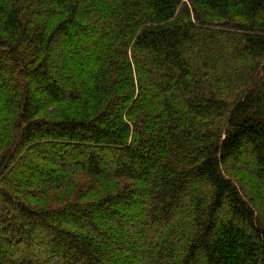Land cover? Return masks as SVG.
<instances>
[{
  "label": "trees",
  "instance_id": "trees-1",
  "mask_svg": "<svg viewBox=\"0 0 264 264\" xmlns=\"http://www.w3.org/2000/svg\"><path fill=\"white\" fill-rule=\"evenodd\" d=\"M127 201L135 254L95 219ZM0 264H264V0H0Z\"/></svg>",
  "mask_w": 264,
  "mask_h": 264
},
{
  "label": "rangeland",
  "instance_id": "rangeland-1",
  "mask_svg": "<svg viewBox=\"0 0 264 264\" xmlns=\"http://www.w3.org/2000/svg\"><path fill=\"white\" fill-rule=\"evenodd\" d=\"M92 36L89 39H84L81 42H79V46H74L72 48L73 53L71 54V60H72V64L71 66H68V68L66 70H68V72L63 71L61 75V79H63L62 81V87L66 88V89H70L73 90V88H75L74 83H70L66 77L71 76L73 72H76L78 70V67L80 65H78V61L81 58H86L87 60H92L93 56H95V54L99 51H101V49L103 48V46L106 44V42L109 41V39L112 36V32H111V28L109 27H102L101 29H97V31L91 33ZM88 44H93V48H89L87 49V45ZM75 65V66H74ZM70 70V71H69ZM75 74V73H74ZM77 77L78 74H76ZM61 107V106H65L68 107L70 105L63 103L62 105H53V104H49L47 105L48 110H57V107ZM55 116L54 114H51L49 116ZM51 116V117H52ZM89 148H87L86 146H78V147H73V146H65V147H43L41 148V145H37V146H31L28 149H26V151H29V154L31 156H33V158L36 156L38 157H44V158H48L51 160H55L57 162H59L60 165H62L61 170L63 171H67L69 169H71V167H80L81 165L85 162L86 158H87V153L89 152ZM102 159L105 160V162H107V165L109 166V157H107V155L103 154L102 155ZM19 171L18 169H16L15 175L21 177L20 173L17 172ZM40 179L38 176L35 178ZM42 177H41V181H42ZM111 184L108 183H103L98 187V191L95 193L94 198L99 197L103 194H105V190L108 189L110 187ZM71 189L69 190H64L66 193H68ZM55 193V192H54ZM61 191L55 194H49L51 196H47L41 199H37V198H30L28 200L29 203H32L35 207L37 206L38 208H42V207H49L48 204H55V203H61L63 199H60L58 197H61ZM56 194H59L56 196ZM57 198V199H56ZM137 200H139V196H137L133 202H137ZM131 204V202L127 201L124 204H121L123 209L122 212L124 211V219H122V221H117V223H115V225L112 224V220H107L108 215H106L105 212H98L96 214V222L99 224V227L104 229L107 228V226H109V229L111 231L110 232V236H111V240L113 242H117L118 244H122L125 247H127V249L131 250L133 254L137 253L138 250H140V246L138 244H136L135 242L138 239H135L133 237V235L127 233V229H126V223L129 221V219L131 220L132 218H141V215L139 212H136L135 214H132L129 209L127 207H129V205ZM120 205V206H121ZM129 214V215H128ZM73 218L75 220H80V218L78 217L77 214L73 215ZM146 226L143 224V228H145ZM145 250L147 249L146 246H144ZM147 253V251H144L143 254ZM33 257H26L24 256V260L25 259H30Z\"/></svg>",
  "mask_w": 264,
  "mask_h": 264
}]
</instances>
